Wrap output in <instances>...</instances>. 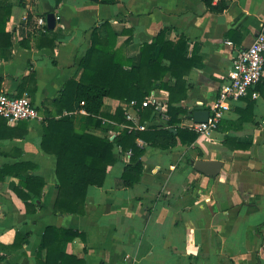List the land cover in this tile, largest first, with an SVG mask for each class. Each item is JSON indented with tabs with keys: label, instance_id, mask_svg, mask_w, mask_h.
Instances as JSON below:
<instances>
[{
	"label": "crops",
	"instance_id": "obj_1",
	"mask_svg": "<svg viewBox=\"0 0 264 264\" xmlns=\"http://www.w3.org/2000/svg\"><path fill=\"white\" fill-rule=\"evenodd\" d=\"M8 2L12 11L6 31L12 46L0 47V92L18 94L23 78L33 73L22 95L31 99L39 119L26 121L23 137L0 140V165L33 163L30 173L41 175L46 184L35 212L28 213L13 190L21 176L0 183V264H57L58 259L46 257L48 225L84 234L85 240L62 241L58 249L85 264H264V72L246 96L231 101L217 127L199 134L190 146L162 149L144 142L142 176L132 186L121 177L130 157L115 147L116 160L107 166L102 185L88 187L82 214L55 211L56 159L40 145L43 123L51 116L71 118L76 131L110 139L133 127L105 118L101 126L84 127L87 114L81 107L58 113L52 103L68 79L79 80V61L100 22L110 21L116 47L128 57L161 29L165 39L186 37L184 54L199 64L185 76L186 96L175 105L186 110L178 126L190 128L194 110L210 111L214 105L235 52L264 30V0H231L218 13L202 0ZM48 12L56 15L52 47L45 37ZM168 97L165 89L150 92L147 99L156 109L144 129L165 122L161 115ZM117 108L138 127V109L131 102L103 99V112L113 114ZM197 160L221 161L222 166L217 175H208L194 167ZM16 232L20 244L11 248Z\"/></svg>",
	"mask_w": 264,
	"mask_h": 264
},
{
	"label": "trees",
	"instance_id": "obj_2",
	"mask_svg": "<svg viewBox=\"0 0 264 264\" xmlns=\"http://www.w3.org/2000/svg\"><path fill=\"white\" fill-rule=\"evenodd\" d=\"M230 1L202 0L206 8L215 13L222 12ZM11 11L12 5L8 0H0V47L12 46L10 33L6 31ZM46 31L48 34L45 37L48 38V45L52 47L56 34L52 29ZM164 35V30L161 29L150 42L142 43L134 56L128 57L121 47H116L117 34L110 21L104 20L93 28L90 44L79 61L82 68L79 80L68 79L59 97L52 103L58 113L81 107L87 114L84 127L101 126L102 118L133 127L123 128L119 135L110 139L90 132L76 131L71 118L47 117L43 123L40 145L56 159L58 193L54 202L55 211L84 213L88 187L103 184L107 166L116 160L113 152L115 147L132 152L121 175L124 185L132 186L141 179V156L146 149L137 143V139L149 146L166 149L177 144L190 146L198 137L199 134L193 129L178 126L180 116L186 110L175 103L186 96L185 76L199 63L185 56L186 37L180 35L176 40H170L165 39ZM30 81H34L33 73L23 78L16 96L23 94L26 83ZM156 88L165 89L169 93L166 111L168 119L164 123L139 129L126 118L121 108H117L113 114L101 110L105 97L133 101L138 109V123L144 124L154 118L156 108L155 104L143 102ZM26 133V120H20L11 127L0 116V140L23 137ZM34 167L35 164L25 161L0 165V183L8 176H21L13 190L24 202L28 213L35 212L38 207L37 200L41 199L46 184L41 175L30 173ZM76 237L85 240L84 234L77 230L46 226L43 243L47 259L54 257L59 260L57 264H85L74 255L59 252L62 241H70ZM20 238L21 235L16 232L10 247H17ZM48 263L49 260L41 264Z\"/></svg>",
	"mask_w": 264,
	"mask_h": 264
},
{
	"label": "built area",
	"instance_id": "obj_3",
	"mask_svg": "<svg viewBox=\"0 0 264 264\" xmlns=\"http://www.w3.org/2000/svg\"><path fill=\"white\" fill-rule=\"evenodd\" d=\"M37 23L39 26L44 27L45 19L39 17ZM263 72L264 30L257 33L248 47L235 52L226 79L218 89L215 103L209 111L207 120L193 122L190 128L198 134H205L215 129L219 121L231 109V101L246 96L250 88L260 80ZM252 93L256 95L255 92ZM130 102L134 105L133 101ZM147 103L151 102L146 97L143 104ZM0 116L11 124L17 123L20 120L39 119V113L27 95L16 96L6 92H0ZM161 117L165 121L168 119L166 112ZM126 118L129 119L127 115ZM135 127L144 129L145 124H138V127L137 125ZM137 143L142 146L144 141L138 139ZM126 151V154L130 157L132 154L131 150Z\"/></svg>",
	"mask_w": 264,
	"mask_h": 264
},
{
	"label": "water",
	"instance_id": "obj_4",
	"mask_svg": "<svg viewBox=\"0 0 264 264\" xmlns=\"http://www.w3.org/2000/svg\"><path fill=\"white\" fill-rule=\"evenodd\" d=\"M56 24V15L54 12H48L46 14V27L48 29H53ZM193 121L194 122H202L206 121L207 117L209 115L208 110H194L193 111ZM144 158L142 157L141 160ZM222 166L221 161H215V160H197L194 164V167L208 175H217L219 173V170Z\"/></svg>",
	"mask_w": 264,
	"mask_h": 264
}]
</instances>
